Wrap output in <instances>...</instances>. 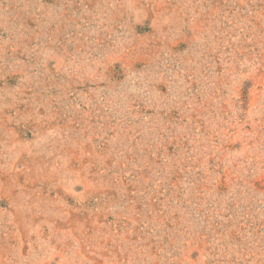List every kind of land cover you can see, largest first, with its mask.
<instances>
[{"label": "rangeland", "instance_id": "obj_1", "mask_svg": "<svg viewBox=\"0 0 264 264\" xmlns=\"http://www.w3.org/2000/svg\"><path fill=\"white\" fill-rule=\"evenodd\" d=\"M0 264H264V0H0Z\"/></svg>", "mask_w": 264, "mask_h": 264}]
</instances>
